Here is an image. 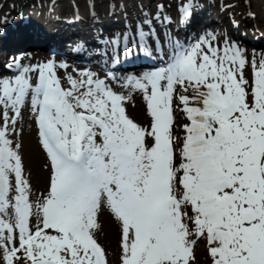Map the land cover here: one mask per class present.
Here are the masks:
<instances>
[{
    "label": "snow or ice",
    "instance_id": "snow-or-ice-1",
    "mask_svg": "<svg viewBox=\"0 0 264 264\" xmlns=\"http://www.w3.org/2000/svg\"><path fill=\"white\" fill-rule=\"evenodd\" d=\"M196 7L181 3L185 27ZM89 9L98 22L94 0ZM164 9L142 7L134 26L85 41L99 72L11 58L0 77V264H110L98 242L105 211L119 264H197L198 243L208 264H264V53L249 59L216 33L162 36ZM134 56L160 66L119 76L108 66ZM132 94L147 126L127 114ZM26 112L46 157L39 195L21 154Z\"/></svg>",
    "mask_w": 264,
    "mask_h": 264
},
{
    "label": "rangeland",
    "instance_id": "rangeland-1",
    "mask_svg": "<svg viewBox=\"0 0 264 264\" xmlns=\"http://www.w3.org/2000/svg\"><path fill=\"white\" fill-rule=\"evenodd\" d=\"M4 1L5 0H0V9H3ZM44 1L46 2V0ZM80 1L82 2V0ZM8 2L10 1L8 0ZM8 2L5 4V7L8 6ZM23 2L24 0H20V3ZM240 2L241 1L239 0V6H241ZM61 5L63 6V3ZM251 5L254 9L253 11L257 14V18L255 19L261 23V26L264 27V0H251ZM260 17H262V20H260ZM27 52L28 56L23 59V63L36 64L46 62V60L40 58L38 54L31 51ZM8 59L9 58L6 60ZM9 63H11V59L6 62L7 65ZM136 105L141 107V115L136 114L134 111ZM125 106L129 118L133 119L134 122L139 123L142 126H147L148 119L146 118V108H144V102L139 94H132L131 97L126 100ZM18 131L21 132L19 139L22 144L21 154L25 168V175L30 179L33 192L39 195V193L42 192L46 186V157L37 143L35 130L31 124L30 115L27 112L24 113V118L18 123ZM30 141H32V144L29 143ZM98 222L100 224L98 242L105 248L110 264H119V231L114 218L110 213L105 211L98 217ZM194 252L197 264H206L203 248L199 246V248L197 247L194 249Z\"/></svg>",
    "mask_w": 264,
    "mask_h": 264
},
{
    "label": "bare ground",
    "instance_id": "bare-ground-1",
    "mask_svg": "<svg viewBox=\"0 0 264 264\" xmlns=\"http://www.w3.org/2000/svg\"><path fill=\"white\" fill-rule=\"evenodd\" d=\"M81 5V3H79ZM55 13V14H54ZM33 21L36 23L39 27L35 30L36 32L42 34L43 32H48L45 34L41 40L39 41H33L34 44L40 46L43 44L47 39L52 40L50 43V46H62L61 42L64 41L65 38L68 36H77L78 41H75L72 45L73 50H76L78 45H84V42H88V44H91V33L95 26L94 21L90 18V15L86 14H80L78 18H75L72 23L67 24L65 23L64 19L61 18L60 13L50 12L49 15L44 18V21L41 20H32L31 18L25 20L23 23L27 21ZM63 24H65V29H62ZM22 24V23H21ZM113 22L109 21L105 24L102 33L106 32L111 26H113ZM45 25H49L46 27ZM17 28H14L11 30L10 33H14ZM124 28L119 29V31L123 32ZM67 32V33H66ZM9 34L2 35V38L0 39V43L2 40H7L5 47L1 46L0 44V57L7 51L8 48H14L16 45L17 47L20 46V43H17L15 41L16 38L10 39L12 37ZM25 33L24 29H19L17 31L18 36H22ZM65 33V34H64ZM83 33V34H82ZM64 34V35H63ZM82 35V36H81ZM60 38H63L62 41H60ZM57 41V42H56ZM60 41V42H58ZM20 48V47H19ZM66 49V48H64ZM32 144V141L29 142ZM106 230V227H105ZM110 232V230L108 229Z\"/></svg>",
    "mask_w": 264,
    "mask_h": 264
}]
</instances>
